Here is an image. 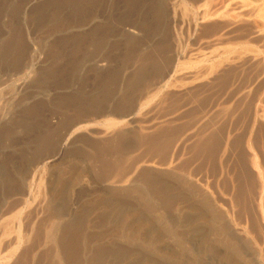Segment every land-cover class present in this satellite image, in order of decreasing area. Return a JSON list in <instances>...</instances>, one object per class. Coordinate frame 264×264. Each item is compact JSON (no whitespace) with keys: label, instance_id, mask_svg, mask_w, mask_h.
Instances as JSON below:
<instances>
[{"label":"rangeland","instance_id":"374dc122","mask_svg":"<svg viewBox=\"0 0 264 264\" xmlns=\"http://www.w3.org/2000/svg\"><path fill=\"white\" fill-rule=\"evenodd\" d=\"M198 1L0 0V264H264V36Z\"/></svg>","mask_w":264,"mask_h":264},{"label":"bare ground","instance_id":"6f19581e","mask_svg":"<svg viewBox=\"0 0 264 264\" xmlns=\"http://www.w3.org/2000/svg\"><path fill=\"white\" fill-rule=\"evenodd\" d=\"M195 1V0H194ZM198 1V0H197ZM211 1V0H210ZM210 1L206 2L205 4L200 5L202 6L200 9H202V12L200 14V17L202 19H210V18H219V20H222L224 22V24L228 21H232L235 24H237L238 26L241 25H246V26H252L255 27V32L258 35H255L256 37L261 35L264 36V0H222V2L224 3L222 8L214 10L212 8H210ZM214 1V0H213ZM217 1V0H216ZM199 2V1H198ZM197 2V3H198ZM213 3V2H211ZM215 3V2H214ZM235 4L236 7H232V4ZM196 5V4H195ZM222 5V4H220ZM233 6V5H232ZM197 7V6H196ZM195 7V8H196ZM218 7V6H217ZM239 7V9H237ZM199 7H197L198 9ZM194 10V9H193ZM195 11V10H194ZM198 13V12H197ZM193 14V13H192ZM195 15V14H194ZM215 18V19H216ZM192 19V18H191ZM196 20V19H195ZM210 21V20H209ZM231 22V23H232ZM229 25L231 26V24L229 23ZM227 26V25H226ZM233 26V25H232ZM242 28V27H241ZM226 29V28H225ZM243 29V28H242ZM253 33V32H251ZM240 34V33H239ZM246 34V33H245ZM254 36V37H255ZM239 38V37H238ZM253 42V41H252ZM254 45V44H252ZM249 45H245L243 47H241V49L239 50L238 53L248 50L249 51H254L253 47H250ZM257 47V46H255ZM254 47V48H255ZM244 48V49H243ZM228 50V49H227ZM230 50V49H229ZM264 50V49H263ZM257 51V50H256ZM259 51V50H258ZM236 52V53H237ZM237 53V54H238ZM259 53V52H258ZM262 53V52H261ZM236 54V55H237ZM240 55V54H239ZM238 55V56H239ZM242 55V54H241ZM244 55V54H243ZM259 56H261L260 54H258ZM256 56V55H255ZM262 58L264 60V53L262 55ZM114 113V112H113Z\"/></svg>","mask_w":264,"mask_h":264}]
</instances>
